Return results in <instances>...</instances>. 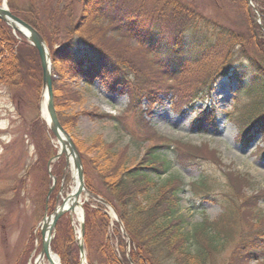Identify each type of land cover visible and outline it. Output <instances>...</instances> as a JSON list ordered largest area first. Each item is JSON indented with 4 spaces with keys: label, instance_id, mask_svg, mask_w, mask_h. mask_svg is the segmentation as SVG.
<instances>
[{
    "label": "trees",
    "instance_id": "obj_1",
    "mask_svg": "<svg viewBox=\"0 0 264 264\" xmlns=\"http://www.w3.org/2000/svg\"><path fill=\"white\" fill-rule=\"evenodd\" d=\"M7 1L14 14L42 35L50 50L54 106L65 129H71L77 116L67 112L79 100L78 91L69 85L73 79L90 82L99 78L108 86L118 82L122 91L125 83L130 82L126 68L122 67L126 62L120 59L118 49L112 46L105 52L96 48L99 40H110L111 35L120 42L135 41L134 48L143 57L160 56L159 60L148 59L153 72L149 74L150 82L156 81L155 86L147 87L148 92L154 100L159 99V93L169 97L174 108H187L194 114L198 127L213 125L218 114L217 107L211 104L215 83L224 77L235 81V93H240L244 101L236 102L243 104L241 109L249 106L236 120L238 132L248 138L261 135L264 140V0H253L259 17L248 0H168L164 3L167 16H162L167 24L161 26L160 20L158 23L149 14L136 13L117 1L23 0L21 4ZM172 21L200 23L213 31L215 37L203 35L189 39L185 35L188 29L171 33L168 26ZM75 31L85 40L82 46L73 42ZM235 51L241 63L233 72L230 67ZM97 52L104 57L96 58ZM38 60L37 51L24 38L17 40L0 21V85L7 87L17 106L26 102L28 91L39 95ZM120 70H124L122 74ZM132 108L129 104L123 113L127 118L128 112L133 111L132 123L123 121L122 125L128 128L132 138L152 142L139 162L124 166L123 151L117 152L112 143L103 142L99 137L87 146L94 155L83 159L84 185L92 194L110 202L125 231L123 234L119 222L111 223L103 204L93 199L85 203L81 238L87 264H206L230 241L236 259L232 264H248L249 260L264 264L263 220L259 222L263 225L260 228L246 222V216L256 209L261 195L238 193L241 182L246 180L231 176L229 179L236 184L237 193L232 198L225 195L227 200L221 201L226 202L222 203L221 216L210 220L204 216L191 231L183 230V219L178 213L182 182L172 176L162 181L156 179L170 168L166 153L171 151L178 163L187 166L195 160L192 151L197 147L165 139L152 129L140 110ZM91 115L99 120L113 118L100 111H93ZM226 115L228 120H234L233 115ZM27 125L35 162L19 177L17 189L26 193L29 172L37 168L40 193L34 203L42 202V208L49 185L46 165L54 149L44 121L38 115ZM187 148L190 150L186 151ZM258 151H264V147ZM62 164L58 160L51 165L55 176L60 174ZM89 166L98 175L100 186L92 184L87 172ZM201 180V184H206L207 179L204 183ZM57 224L51 250L59 256L61 264H79L78 241L69 220L61 216ZM252 232L256 234L252 236Z\"/></svg>",
    "mask_w": 264,
    "mask_h": 264
},
{
    "label": "rangeland",
    "instance_id": "obj_2",
    "mask_svg": "<svg viewBox=\"0 0 264 264\" xmlns=\"http://www.w3.org/2000/svg\"><path fill=\"white\" fill-rule=\"evenodd\" d=\"M22 1L14 0V3L21 4ZM103 1L121 2L136 13L149 14L158 23L160 20L161 24L159 26L166 23L165 20H167H164L162 16H167L165 14L167 9H164V3L168 0ZM1 2L2 0H0V4ZM169 23L168 28L171 29V33L177 32L178 29H188L185 31V35L189 39L203 35L215 37L213 31H210V29L202 26L200 23L185 22L182 24L181 22L178 23V21ZM12 34L17 40L23 38L18 33L12 32ZM73 34V42L78 46H82L85 40L80 37L81 33L75 31ZM108 37L110 40L106 38L99 40L96 48H99V51L103 49L106 52V50L110 51L112 46L116 47L121 55L120 59L126 62L122 67L126 68L125 73L128 75H125H127L126 78L130 82L125 83V90L123 91L120 89L122 85L118 82L113 84L114 87L108 86L99 78H94L90 82L75 78L70 82L69 85H71L72 89L78 91L79 100L71 104L67 112L77 113V116L73 120V124H71V129H64L72 137L75 147L79 152L81 162L83 163V159H88V157L94 155V153H91L92 150L90 151L87 146L97 137L103 140V142L112 143L114 148L118 150L117 152L123 151L121 161L124 166H132L139 162L145 149L149 145H152V142L132 138L128 128L122 125L121 122L123 121H126L128 125L133 121L134 113L132 110L128 112L127 118L123 114L126 107L132 104V109L140 110L144 119L147 120L157 134L162 135L169 141L175 139L183 145L190 143L197 147V149H193L192 151L196 155L193 157L195 160L187 166L178 163L174 157V153L171 151L166 153L168 159L171 161L170 168L160 179H156V181H162L172 176L182 182V189L178 194V213L183 219V230L191 231L192 227L202 220L204 216L208 217L209 220L221 216L224 210L222 203H226L221 201L227 200L225 195H231L232 198L234 197V193H237L236 184L229 179L231 176L246 180L245 182H241L238 193H243L245 196L253 194L261 195L256 209L253 208L252 212L250 211L248 216H246V218L248 217L246 222L255 224V228L263 226L264 151L259 152L258 149L264 147V140L261 135H256L253 138L250 136L248 138L245 134L240 135L238 132L236 120L248 110L249 106L241 109L243 104L239 102L242 101L243 97L240 93H235V81L232 82L228 78H221L215 83L211 104L214 103L217 107L218 114L213 125L204 124L198 127L194 121V114L192 112L186 109L174 108L169 97L163 96V94L158 93L159 99L154 100L151 97V93L148 92L147 87L156 85L154 83L156 81L150 82L149 74L153 75V72L150 71L148 59L152 61L159 60L160 56L156 57V59L152 56L143 57L137 51V48H134L135 41L129 43L126 41L120 42L117 37L111 35ZM237 55L238 53L235 51L233 63L230 67L233 72L236 66H239L241 63ZM95 56L101 59L104 57V54L97 52ZM161 57L167 58L163 54H161ZM134 65L137 66L135 67ZM153 65L152 63L151 66ZM133 69L136 71L134 72ZM123 71L120 70V73L122 74ZM240 72L241 70L239 69L238 73ZM237 100L239 102H236ZM41 102H43L42 85L38 96L28 91L26 102L19 106H17V101L14 100L7 87L4 84L0 85V264H34L33 260L37 258L41 249L39 225L45 214V208L46 215H51L55 207L60 204L61 198L69 194L74 188L75 182L71 178L72 169L64 165L65 160L61 156L58 159L63 161L60 174L55 176L51 166L58 160L52 161L51 165H49V172L47 168L49 180L47 191L50 185H52L50 176L55 177V183L48 196L47 207H45L47 191L44 198L41 197L43 198V211L41 208L42 202L40 205L34 203L40 193V172L37 171V168L29 172V182L25 187L26 193L25 191L21 193L17 189L19 177L29 168L28 166H32L35 162L34 145L27 136V124L36 115L44 121L54 154L58 149L57 142L49 131L41 112ZM198 105L199 103L195 106ZM93 111L104 112L113 118H102L99 120V118L91 115ZM163 112L173 121L180 122L181 127L177 128L171 121L162 118L161 113ZM226 114L233 115L232 118L234 120H228ZM189 150L190 148L186 149V151ZM120 164L122 163L120 162ZM82 169L84 179L86 174L84 164H82ZM87 172L90 174L92 184L100 186L101 181L90 166ZM200 178L203 180V183L204 179H207L206 184H201L199 182ZM97 196L102 199L111 223L117 221L115 217L116 211L110 205V202L99 195ZM235 198L237 197L235 196ZM89 200L90 198L84 193L79 195V201L82 202L80 206L82 210H84L83 205L89 202ZM75 216L74 212H68L63 214L62 218L64 217L69 220L75 238L78 239L80 237L78 232L80 231V220ZM260 220H263V225L259 224ZM57 222L55 227H53L52 237L55 235ZM120 229L125 234L123 227L120 226ZM61 232L63 233L62 229ZM254 234L256 233L252 232L251 235L253 236ZM232 250L233 242L230 241L222 251L216 254L212 261L206 264L236 263ZM83 251L86 258V251L84 249ZM81 258L83 257L79 252V264H82ZM249 261L248 264L255 263L253 260Z\"/></svg>",
    "mask_w": 264,
    "mask_h": 264
},
{
    "label": "water",
    "instance_id": "obj_3",
    "mask_svg": "<svg viewBox=\"0 0 264 264\" xmlns=\"http://www.w3.org/2000/svg\"><path fill=\"white\" fill-rule=\"evenodd\" d=\"M251 3V0H248ZM0 21H3L13 33H19L25 41L31 45L35 51H37L40 68H41V85H42V97L44 101V107L46 115L43 116L46 122V125L54 136L57 144L58 150L53 157L48 160L47 168L49 170L50 162L53 160H57L61 156L64 157L65 164L67 167L72 169V180L75 182L74 189L62 198V201L59 205L55 207L51 215H46L47 200L48 196L53 189L55 178L52 177L53 183L50 185L48 193L45 199V214L40 223V235H41V249L38 254V259L46 258L49 264H55L50 259V252L53 253L57 260L58 256L51 250L50 242L53 236V227L62 214L66 212H72L76 204L79 203L78 198L79 195L84 193L86 196H91L94 199H97L102 202L97 195H92L91 192L87 190L84 184L83 179V169L80 155L78 154V150L75 147L72 137L70 134L64 129V127L59 123L58 115L56 113V109L54 106V97H53V89H52V60L51 55L48 50V47L43 40L41 34L35 30L29 23L22 20L20 17L16 16L11 12L8 7L7 0H2L0 4ZM66 203H68L66 205ZM104 204V203H103ZM116 219L119 221L117 215H115ZM83 233V224L81 223V235ZM79 251L81 256L84 258L83 246L79 244ZM60 264V260H58ZM84 263V262H83Z\"/></svg>",
    "mask_w": 264,
    "mask_h": 264
},
{
    "label": "bare ground",
    "instance_id": "obj_4",
    "mask_svg": "<svg viewBox=\"0 0 264 264\" xmlns=\"http://www.w3.org/2000/svg\"><path fill=\"white\" fill-rule=\"evenodd\" d=\"M42 105H41V112L43 114V116L46 115V112H45V107H44V101L41 102ZM161 117L164 118V119H168L169 121H171L173 123V125H175L177 128H180L181 127V124L180 122H176V121H173L171 118H168V116L163 112L161 113ZM74 189V188H73ZM68 203H66L67 205ZM74 214L76 215L75 217H77L78 220H80V216H81V209L79 207H76L75 210H74ZM50 259L55 263V264H59L58 260H57V257L50 252ZM34 261V264H49L45 258H42V259H35L33 260Z\"/></svg>",
    "mask_w": 264,
    "mask_h": 264
}]
</instances>
